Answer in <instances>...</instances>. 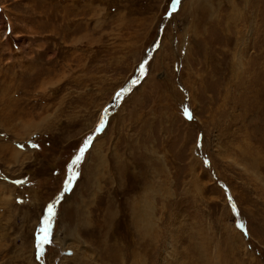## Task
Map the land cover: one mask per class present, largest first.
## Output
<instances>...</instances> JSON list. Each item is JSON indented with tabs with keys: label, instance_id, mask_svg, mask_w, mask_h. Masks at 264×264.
Here are the masks:
<instances>
[{
	"label": "rangeland",
	"instance_id": "rangeland-1",
	"mask_svg": "<svg viewBox=\"0 0 264 264\" xmlns=\"http://www.w3.org/2000/svg\"><path fill=\"white\" fill-rule=\"evenodd\" d=\"M173 1L0 0V264H264V0Z\"/></svg>",
	"mask_w": 264,
	"mask_h": 264
},
{
	"label": "bare ground",
	"instance_id": "bare-ground-1",
	"mask_svg": "<svg viewBox=\"0 0 264 264\" xmlns=\"http://www.w3.org/2000/svg\"><path fill=\"white\" fill-rule=\"evenodd\" d=\"M206 2V1H205ZM208 2V1H207ZM203 5V3H202ZM257 87V86H256ZM253 96V95H252ZM253 98V97H252ZM260 98H257V99H254L255 102H258ZM261 101V100H260ZM260 101L258 102V104L260 103ZM253 103V102H252ZM261 107V105H260ZM256 114V113H255ZM245 115L243 117V119H245ZM262 118V117H261ZM258 121V120H257ZM259 125L261 123V119L258 121ZM262 124V123H261ZM247 135V132L246 134ZM245 139V138H244ZM251 143V142H250ZM243 144V143H242ZM247 144V143H246ZM254 145V144H253ZM256 146V145H255ZM4 147V146H3ZM249 148L248 150H251L249 145H244L242 146L241 145V149H242V152L243 150L246 152L245 149ZM253 147V146H252ZM251 147V148H252ZM257 151V149H256ZM22 151L15 148V152H14V155H19ZM244 154V153H243ZM259 152H257L255 154V156L253 158H259L260 155H258ZM245 155V154H244ZM248 157V156H247ZM249 159V157H248ZM250 160V159H249ZM254 160V159H253ZM248 162V161H247ZM254 162V161H253ZM259 161H257L256 164L252 163L253 167H257L258 168V171L257 172H254L252 171L251 173H253V177L255 179H257L258 181H261L262 180V175H264V172L262 171V168L259 167V164H258ZM263 165V163H262ZM252 167V168H253ZM246 170L250 171V169L245 168ZM244 169V170H245ZM96 170V169H95ZM245 170V171H246ZM247 172V171H246ZM250 173V172H249ZM251 175V174H250ZM250 179V178H249ZM262 192L264 193V188L262 187ZM263 200H264V197H263ZM141 201H139L138 203H135L134 207H133V211L134 210H138L140 212V215H135L134 212H132V219L133 220V223L135 224V226H137L138 229H140V234H141V244L143 245L139 250L140 252H132L133 256H134V261H133V264H151V257H150V254L147 253L146 251V246L148 247V244L150 242V230H151V227H150V223L151 221L149 220V216L147 217L148 214V210L147 208L149 207L148 203L147 204H144L143 207L140 206ZM146 203V202H144ZM90 208V207H89ZM88 213V211L86 212ZM114 212L113 211H108L106 213L105 216H103V218L101 219V223L99 224V222L97 223V227H98V237H97V247H101V248H106L108 246V236L107 234L111 232V216L114 215L113 214ZM91 209H89V213L84 215L82 218H79L78 219V222H77V226H76V229H82V228H87V227H90L91 225H93V221H92V217H91ZM86 226V227H84ZM75 231V230H74ZM68 233L69 232H72L71 230H68L67 231ZM140 240V239H139ZM110 242V241H109ZM140 243V242H139ZM114 244V243H113ZM151 245V244H150ZM115 246V245H114ZM110 250V249H109ZM117 246L112 248V250L108 253V257L106 258L108 263L109 264H121L122 263V260L121 262L119 261L120 258H118V255H117ZM130 254V253H129ZM120 255V254H119ZM121 257V256H120ZM130 258V257H129ZM107 263V262H106ZM127 264V263H126Z\"/></svg>",
	"mask_w": 264,
	"mask_h": 264
},
{
	"label": "snow or ice",
	"instance_id": "snow-or-ice-1",
	"mask_svg": "<svg viewBox=\"0 0 264 264\" xmlns=\"http://www.w3.org/2000/svg\"><path fill=\"white\" fill-rule=\"evenodd\" d=\"M101 127H103V125H101ZM34 147H35V145H34ZM88 147H89V145H85V146L81 149L80 154L75 158L74 163H79V162L82 160V158H83V153H84V151L87 150ZM18 183H21V182H18ZM48 212H49L50 215H54V213H55V206H50L49 209H48ZM45 231H46V230H45ZM43 239H44L45 241H47V239H48L47 234H45V236H44Z\"/></svg>",
	"mask_w": 264,
	"mask_h": 264
},
{
	"label": "water",
	"instance_id": "water-1",
	"mask_svg": "<svg viewBox=\"0 0 264 264\" xmlns=\"http://www.w3.org/2000/svg\"><path fill=\"white\" fill-rule=\"evenodd\" d=\"M176 2V0L173 1V4Z\"/></svg>",
	"mask_w": 264,
	"mask_h": 264
}]
</instances>
